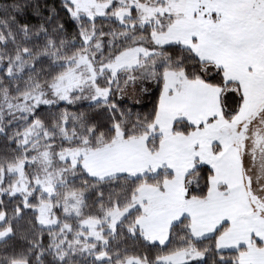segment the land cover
Listing matches in <instances>:
<instances>
[{"label":"snow or ice","instance_id":"1","mask_svg":"<svg viewBox=\"0 0 264 264\" xmlns=\"http://www.w3.org/2000/svg\"><path fill=\"white\" fill-rule=\"evenodd\" d=\"M0 264H264V0H0Z\"/></svg>","mask_w":264,"mask_h":264}]
</instances>
